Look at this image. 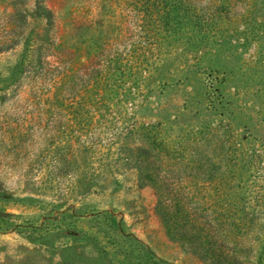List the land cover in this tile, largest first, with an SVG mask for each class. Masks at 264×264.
Masks as SVG:
<instances>
[{
  "label": "rangeland",
  "instance_id": "374dc122",
  "mask_svg": "<svg viewBox=\"0 0 264 264\" xmlns=\"http://www.w3.org/2000/svg\"><path fill=\"white\" fill-rule=\"evenodd\" d=\"M135 2L0 0V264H264V92L254 97L246 118L240 116L236 123L248 169L242 183L234 181L238 185L227 192H238L241 206L251 205V215L239 213L240 229L230 211L234 196L221 200L224 207L215 204L214 190H203L196 198L185 195L181 203L168 196L161 199L158 188L141 182L136 169L102 154L91 156L92 167L83 150L67 148L76 138H89L86 127L39 116L28 105L31 87L23 77L36 60L26 38L49 28L47 20L32 15L38 4L55 14L71 70L81 72L90 65L103 32L133 37L130 16ZM182 21L166 26L159 36L165 54L143 84L138 123L155 126L166 121L171 126L169 113L189 105L187 90L194 85L204 92L210 68L219 66L213 59L197 69H181L184 58L172 56L175 47L167 45L188 36ZM219 64L224 74L234 66L229 60ZM151 105L157 109H147ZM29 111L22 122L20 117ZM105 136L98 127L94 138ZM223 173L224 168H215L212 176L217 182ZM201 184L200 180L197 185ZM116 224L134 238L122 235ZM197 224L208 228L203 238Z\"/></svg>",
  "mask_w": 264,
  "mask_h": 264
},
{
  "label": "trees",
  "instance_id": "16d2710c",
  "mask_svg": "<svg viewBox=\"0 0 264 264\" xmlns=\"http://www.w3.org/2000/svg\"><path fill=\"white\" fill-rule=\"evenodd\" d=\"M131 11L133 37L124 39L121 34L114 37L103 32L90 65L73 72L55 14L38 4L32 15L47 20L49 28L46 33L26 38L28 52L36 60L23 77L31 87L28 105L36 108L39 116L65 118L75 128L86 127L89 138H76L67 148L73 152L83 150L90 156L87 161L92 167L95 162L91 156L102 154L136 169L141 182L158 188L161 199L168 196L181 203L185 195L196 198L203 190H214L216 196L211 195L217 198L215 204L224 207L221 200L234 196L230 211H234V224L240 229V215H251V205L241 206L239 193L232 195L227 190L241 184L248 169L236 123L240 116L246 118L254 97L264 92V0H136ZM179 18L189 29L188 36L167 47H175L170 51L172 56L184 58L181 69H197L205 60L213 59L219 66L213 64L215 69L210 68L213 71L203 82L204 92L189 84L191 88L185 95L189 105L176 114L169 113L171 126L166 121L155 126L138 123L143 84L165 54L159 36ZM217 60H229L234 66L224 74ZM117 73L124 76L116 78ZM194 73L193 79H197L199 72ZM147 109L157 108L151 105ZM30 113L24 112L22 122ZM97 126L105 138H94ZM137 141L144 144L131 148L130 143ZM56 145H62V141ZM215 168H224L217 182L212 176ZM200 180L202 184L197 185ZM236 180L238 184L233 183ZM246 225L251 229L249 223ZM116 226L122 235L134 238L119 224ZM197 228L203 238L208 228Z\"/></svg>",
  "mask_w": 264,
  "mask_h": 264
}]
</instances>
